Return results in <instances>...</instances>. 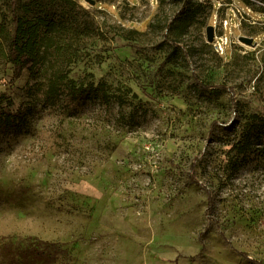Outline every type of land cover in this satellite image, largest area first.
<instances>
[{
    "label": "rangeland",
    "instance_id": "rangeland-1",
    "mask_svg": "<svg viewBox=\"0 0 264 264\" xmlns=\"http://www.w3.org/2000/svg\"><path fill=\"white\" fill-rule=\"evenodd\" d=\"M32 1L0 0L5 46ZM73 1L41 4L81 29L37 74L0 54L24 119L0 129V264L31 240L56 264H264V19L234 17L264 0ZM59 72L82 99L49 96Z\"/></svg>",
    "mask_w": 264,
    "mask_h": 264
},
{
    "label": "trees",
    "instance_id": "trees-1",
    "mask_svg": "<svg viewBox=\"0 0 264 264\" xmlns=\"http://www.w3.org/2000/svg\"><path fill=\"white\" fill-rule=\"evenodd\" d=\"M45 0H33L29 4H23L21 9L24 16L16 15L13 19V32L5 46L0 36V54L9 63L21 70H26L32 75L42 69L49 55L56 53L63 45L62 34L69 27L81 29L78 20L65 21L56 19L52 10L42 8ZM60 5H75L73 0H50ZM76 28V29H78ZM67 78L61 72L54 73L47 84V93L52 98L60 95L72 96L74 100H80L86 94L85 90L72 88L65 84ZM23 115L3 112L0 114V129L20 134L23 130ZM212 207V202H210ZM210 209V208H209ZM68 251L57 243H49L40 240H31L23 244H6L1 255L7 264H56L61 255H67Z\"/></svg>",
    "mask_w": 264,
    "mask_h": 264
},
{
    "label": "built area",
    "instance_id": "built-area-1",
    "mask_svg": "<svg viewBox=\"0 0 264 264\" xmlns=\"http://www.w3.org/2000/svg\"><path fill=\"white\" fill-rule=\"evenodd\" d=\"M218 1L229 2V1H232V0H218ZM240 16H241V18H240ZM234 17H236L237 20H241V22H242V20H247L253 25H256L259 20L261 21L262 19H264V15H262V14L261 15H256V14L254 15L252 10H249V12H244V13L241 12L240 10H237V12H234ZM229 26L230 27L233 26L232 25V20L230 21V23L227 20L224 22L225 30H228ZM236 27L240 28V25H237ZM215 40L217 41L219 47L221 48L220 41H223V39L219 40V38L215 36Z\"/></svg>",
    "mask_w": 264,
    "mask_h": 264
},
{
    "label": "water",
    "instance_id": "water-1",
    "mask_svg": "<svg viewBox=\"0 0 264 264\" xmlns=\"http://www.w3.org/2000/svg\"><path fill=\"white\" fill-rule=\"evenodd\" d=\"M207 40H208L209 43H213L214 40H215V28L213 26H209L207 28ZM239 40L243 44H246V45H249V46H254L255 45V42H254L253 38L241 36L239 38Z\"/></svg>",
    "mask_w": 264,
    "mask_h": 264
}]
</instances>
